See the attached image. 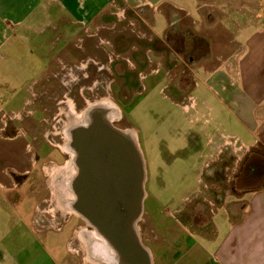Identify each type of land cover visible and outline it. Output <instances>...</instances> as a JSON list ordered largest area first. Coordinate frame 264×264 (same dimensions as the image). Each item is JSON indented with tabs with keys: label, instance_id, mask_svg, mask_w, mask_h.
Listing matches in <instances>:
<instances>
[{
	"label": "crops",
	"instance_id": "0c3cea01",
	"mask_svg": "<svg viewBox=\"0 0 264 264\" xmlns=\"http://www.w3.org/2000/svg\"><path fill=\"white\" fill-rule=\"evenodd\" d=\"M164 4L181 11L177 29L194 42L184 46L172 41L183 58L189 54L185 65L195 66V72L204 76L194 88L205 87L211 93L209 100L204 99L210 111L238 132L209 133L206 144L212 152L203 164L205 178L197 179L200 188L196 185L175 209L179 216L197 222L192 228L184 226L182 236L202 241L188 242L184 250V239H177L172 257L161 248L151 262L264 264V11H252L250 20L217 10L216 17L204 10L203 5L213 4L205 0H196L197 16L170 0H0V264H32L31 245L14 242V209L22 215L25 202H35L37 209L44 200L36 198L40 193L32 186L48 133L40 126L36 135L26 114L32 83L44 70L46 55L52 49H69L60 40L84 31L93 34L89 29L98 33L114 14L110 7L118 13L159 12ZM221 6L235 8L228 2ZM165 14L171 15L167 10ZM199 50L203 51L196 56ZM41 137L36 145L34 139ZM201 194H205L203 203L198 199ZM203 208L214 217L210 223L198 219ZM93 264L119 261L98 258Z\"/></svg>",
	"mask_w": 264,
	"mask_h": 264
},
{
	"label": "rangeland",
	"instance_id": "374dc122",
	"mask_svg": "<svg viewBox=\"0 0 264 264\" xmlns=\"http://www.w3.org/2000/svg\"><path fill=\"white\" fill-rule=\"evenodd\" d=\"M170 1L192 12L196 4V0ZM205 1L213 4L203 5L204 10L215 13L216 17L217 10L231 16L242 14L243 20H250L252 11H264V0ZM225 2L235 8H223L221 4ZM240 4L246 8L240 9ZM160 9L159 12L127 9L125 13H118L116 7H110L109 11L114 14L107 17L108 24L97 31L98 36L86 38L84 42L85 45L96 44L98 48L94 49L100 53L114 55L113 73L106 68L98 73L95 99L99 112L115 127L138 137L146 162V198L135 230L152 262L160 256L161 248L172 257L177 239H184V250L188 242L202 241V238L182 236L184 226L192 228L197 222H192V217L185 214L179 216L175 209L183 197L192 195L190 192L196 185L200 188L197 179L205 178L203 164L212 149L206 144L209 135L238 132L225 127L222 119L210 111L207 106L210 103L204 99L209 100L211 93L205 87L194 88L195 81L204 76L202 72H195V66L185 65L189 54L183 58L184 53L173 51L177 44L173 40L182 41L184 46L194 45L192 38L184 39L177 29L181 11L174 7L169 10L167 4ZM165 10L171 14L168 18ZM169 18L174 20L173 24H169ZM183 27L186 29L187 25ZM85 32L77 33L86 37ZM87 32L96 33L93 29ZM176 55L181 60L178 61ZM68 101L66 124L75 125L81 122L82 111L88 103L77 98L81 109L76 110L74 102ZM47 133L52 145L44 148L39 158L37 178L32 186L40 193L36 198L44 200L37 209L35 202H25L22 215L14 209V242L25 241L31 245L32 264H93L96 258L92 245L97 240L96 235L86 224L80 222L77 226L74 209L69 205L74 195L68 182L75 171L69 136L65 132ZM41 139L35 138V144H40ZM44 142L47 143L46 138ZM56 145L63 152L55 150ZM204 196L198 197L202 203ZM198 219L200 223L205 219L210 223L214 217L203 208Z\"/></svg>",
	"mask_w": 264,
	"mask_h": 264
},
{
	"label": "flooded vegetation",
	"instance_id": "af4514ba",
	"mask_svg": "<svg viewBox=\"0 0 264 264\" xmlns=\"http://www.w3.org/2000/svg\"><path fill=\"white\" fill-rule=\"evenodd\" d=\"M96 36H98V33L86 34V37L77 34L73 38L60 40L58 43H60L62 47H68L69 49H52L49 51L50 54L46 55L44 70L36 76V79L32 83L30 90L31 102L28 106L26 114L27 119L31 122L30 125L33 126L36 135L39 133L37 132V129L40 126L43 127L45 132H65L67 135L68 132H72V129L75 126L84 124V122L88 119V116H91V119L96 112H99V104L95 99L97 97L96 94L98 89V73L106 68L107 70H110L112 74L115 59L113 58L114 55L112 52L100 53L95 50L94 47L96 49L98 48L96 44L85 45L84 42L88 40L86 38H93ZM105 63H107V66ZM77 98L86 101L88 104L82 111L83 116L81 118V122L76 123L77 125H68L65 120L67 106H69L70 103L68 99L72 100V103L74 102L73 104H75V109L77 110L81 109L77 103ZM81 104H83V102H81ZM103 115L104 114H102V116ZM106 119H108L107 116ZM122 132L125 131L122 130ZM129 135L136 144L135 148L137 150L138 157L141 158L140 156H142L143 158L144 166L139 169L138 175L140 181L138 188L134 189V195H144L145 201L146 162L138 142V137L136 139L131 134ZM46 145L50 147L52 144L49 141ZM54 149L59 153L63 152L59 145H56ZM100 156L103 155L100 154ZM73 157L75 159V171L73 178H75L76 181L75 191L72 189L74 199L80 202L83 198L85 199L90 196L99 195L97 192L95 193L96 190L94 185L96 184L97 186L100 181H106L109 185L112 182L118 184L117 189L119 192H113L111 195H115L122 199L131 197L129 194H125V192L120 191V184L122 185L123 181H121V175L119 172H114L112 174V172L108 169H103L101 165L102 162H99V165L93 164V162H88L87 156L83 151L79 152L77 155L74 153ZM216 176L218 175L216 174ZM217 191L218 190H216V193ZM74 216L78 222L77 226H79V223L81 222L82 224L88 225L94 231L97 239L95 244L99 247V250L95 251L96 260L98 258L99 260L116 259L119 261V264H144V262H142L141 249L138 246H133L132 250H130L131 254L128 253V256H130L129 258H132L130 261L126 258V252L122 250L121 252H116L113 246L114 243L99 233L93 225L87 222L81 213L76 212ZM126 236L128 237V235ZM139 240V242L143 244L140 238ZM127 246L131 247L129 244Z\"/></svg>",
	"mask_w": 264,
	"mask_h": 264
},
{
	"label": "water",
	"instance_id": "95a60500",
	"mask_svg": "<svg viewBox=\"0 0 264 264\" xmlns=\"http://www.w3.org/2000/svg\"><path fill=\"white\" fill-rule=\"evenodd\" d=\"M90 117L88 116L84 124L75 126L72 132H68L70 148L76 155L83 151L88 162H93L96 165L102 162L103 169H108L112 174L119 172L121 181H123V184H120V191L131 197L122 199L111 195L113 192H119L118 184L112 182L109 185L106 181H100L97 186L94 185L95 193L97 192L99 195L83 198L80 202L74 199L73 208L76 212L81 213L87 222L93 225L106 239L114 243L116 252H121V250L126 252V258L131 261L132 258H129L128 253L131 254L130 250L133 246H138L141 249L142 262L151 264L150 253L139 242L134 230L135 222L142 211L144 202V195H134V189L139 186L138 173L143 166V158L142 156L138 157L136 144L129 133L122 132L115 127L100 112H96L91 119ZM75 182V178H73L71 186L74 191ZM127 243L131 247L127 246Z\"/></svg>",
	"mask_w": 264,
	"mask_h": 264
},
{
	"label": "bare ground",
	"instance_id": "6f19581e",
	"mask_svg": "<svg viewBox=\"0 0 264 264\" xmlns=\"http://www.w3.org/2000/svg\"><path fill=\"white\" fill-rule=\"evenodd\" d=\"M86 114H87V113H86ZM73 176H74V175H73ZM72 179H73V177H72ZM72 179H71V180H72ZM69 185H70V189H72L71 182H68V186H69ZM73 195H74V194H73ZM73 200H74V196H73V199L70 200V203H69V205H70L71 208H73ZM73 209H74V208H73ZM74 212L76 213L75 209H74ZM92 243H93V242H92ZM92 248H94V250H93L94 252L99 250L98 245L95 244V243L92 245Z\"/></svg>",
	"mask_w": 264,
	"mask_h": 264
},
{
	"label": "built area",
	"instance_id": "2783aa9c",
	"mask_svg": "<svg viewBox=\"0 0 264 264\" xmlns=\"http://www.w3.org/2000/svg\"><path fill=\"white\" fill-rule=\"evenodd\" d=\"M232 139H233L234 141H237V138H236V137H234V138L232 137Z\"/></svg>",
	"mask_w": 264,
	"mask_h": 264
}]
</instances>
